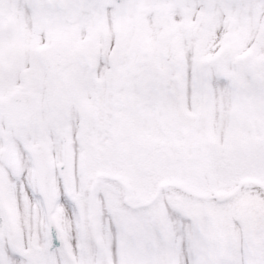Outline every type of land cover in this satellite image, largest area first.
I'll return each instance as SVG.
<instances>
[{"label": "snow or ice", "instance_id": "1", "mask_svg": "<svg viewBox=\"0 0 264 264\" xmlns=\"http://www.w3.org/2000/svg\"><path fill=\"white\" fill-rule=\"evenodd\" d=\"M0 264H264V0H0Z\"/></svg>", "mask_w": 264, "mask_h": 264}]
</instances>
